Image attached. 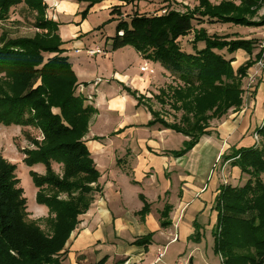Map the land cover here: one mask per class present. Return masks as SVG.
I'll return each instance as SVG.
<instances>
[{
    "label": "trees",
    "instance_id": "obj_1",
    "mask_svg": "<svg viewBox=\"0 0 264 264\" xmlns=\"http://www.w3.org/2000/svg\"><path fill=\"white\" fill-rule=\"evenodd\" d=\"M83 1H90L91 7L102 0ZM120 1L129 4L141 0ZM21 4L35 14L39 31L32 37L12 38L5 32L0 35V125L34 127L41 132V139L31 138L33 148L22 149L23 162L29 167L45 166V173L31 170V174L37 202L48 208L51 230L47 233L39 223L28 220L27 198L16 174L17 165L0 156V264H65L61 256L67 253L66 245L80 216L103 190L86 140L98 109L89 97L77 92L82 83H78L65 55L60 23L48 17L45 0H0V23ZM168 7L161 15L137 11L131 23L120 21L112 48L132 46L144 58L160 62L176 82L156 97L163 96L162 104L182 112L181 117L170 123L148 105L153 115L148 125H161L188 137L184 147L175 152L182 155L210 133L213 119L243 105L244 78L262 58L261 51L254 55L255 39L225 42L204 27L194 28L195 20L262 26L264 16L259 21L252 18L264 7V0H241L239 5L234 0L218 4L199 0L194 8L184 11ZM191 33L192 49L188 50L182 47L180 38ZM199 43L203 44L201 48ZM223 49L230 54L244 50L250 57L235 67L236 58L220 53ZM142 103L138 97V104ZM256 132L262 143L235 149L228 156L250 177L242 186L224 185L216 199L218 215L212 234L222 264H264V123ZM54 162L62 166L61 173L55 170ZM148 208L146 202L142 212ZM149 236L135 243L145 246ZM192 239L200 241L197 226ZM97 264H105V260Z\"/></svg>",
    "mask_w": 264,
    "mask_h": 264
},
{
    "label": "crops",
    "instance_id": "obj_2",
    "mask_svg": "<svg viewBox=\"0 0 264 264\" xmlns=\"http://www.w3.org/2000/svg\"><path fill=\"white\" fill-rule=\"evenodd\" d=\"M51 1L61 13L78 14L79 5L72 0ZM172 1L183 11L199 4V0ZM210 1L218 4L222 0ZM80 33L79 27H73L75 36L80 38ZM64 48L68 50L66 42ZM249 57L247 52L236 54L235 67ZM144 75L131 78L117 73L115 90L100 94L93 103L98 113L91 120L86 140L103 190L80 216L66 245L65 264H97L102 259L105 264H188L189 260L181 256L192 240L197 242L192 239L196 226L201 241L203 230L212 231L216 225L215 204L221 188L242 186L248 180L228 156L235 149L256 144L253 133L264 123V70L259 69L255 86L245 89L241 108L213 120L210 133L182 155L175 152L189 138L161 125H148L153 115L145 104H138L139 96L161 88L170 73L164 68L160 76ZM245 82L246 78L244 88ZM100 104L110 118L108 137L94 132ZM114 114L118 118L113 119ZM146 202L149 208L142 212ZM149 234L147 245L135 243ZM160 252L163 256L158 259Z\"/></svg>",
    "mask_w": 264,
    "mask_h": 264
},
{
    "label": "rangeland",
    "instance_id": "obj_3",
    "mask_svg": "<svg viewBox=\"0 0 264 264\" xmlns=\"http://www.w3.org/2000/svg\"><path fill=\"white\" fill-rule=\"evenodd\" d=\"M72 1L79 5L78 14L77 12L73 14L61 13L59 10L55 9V6H52L51 0L46 3L48 5L47 15L60 23L59 27L61 28L59 34L64 43L66 42L68 44V50L65 51V55H67L71 61L78 83H82V85L77 88L78 93L92 97V104H96L95 101L99 98L100 94L107 92L111 93L115 90L118 85L117 73L127 74L129 77L134 78L142 74L141 67L143 65H148L150 70L155 71L154 74L156 76L163 74L164 68L160 62L144 58L132 46L114 50L112 48V37L117 33L119 22L125 19L128 23H131V17L137 11L143 14L161 15L163 10L167 12L168 6H170V9L177 10H182L183 7H180L179 4L172 0H141L129 4L120 0H102L91 7L90 1ZM234 2L239 5L241 0H234ZM263 16L264 7L260 8L252 19L253 21H259ZM34 20L35 14L24 4H21L12 9L8 20L0 23V35L2 32H5L12 38L21 36L32 37L39 31L35 27ZM77 21L81 22L76 24ZM73 27H79L80 31H82V33L79 34L81 36L80 38L73 34ZM199 27L206 28L209 34H218V36H220L219 40L225 42L236 39H255L257 45L254 52L258 53L259 50L261 51L259 42L264 36V25L243 26L235 23H212L209 22L208 19L195 20L194 28L197 29ZM193 36L194 35L191 33L180 40V44L183 48L187 49L186 47L191 44L190 38H193ZM97 46L104 48L106 50L105 53L90 56L88 53L89 50ZM219 52L226 57L235 55L234 58H236V54L238 56L245 51L239 50L230 54L226 49H223ZM257 62L254 64L255 66ZM234 66H236V62ZM251 68L249 72L252 70ZM144 74L149 76V72ZM247 77L245 82L246 87L244 88L246 90L255 86L253 84L249 85V78L247 80ZM175 83H173V78L169 75L168 81H164V83L160 85L161 88L152 92L151 95L139 96L143 104L146 106L151 105L153 110L161 114L160 117L170 123L175 122L176 118L179 119L182 112L173 110L168 104H162L161 97L163 99L164 97L161 96L157 98L156 96L159 94L160 90L166 89L169 84L175 85ZM100 108V116H98V120H96L93 125L94 132H99L100 134L98 135L108 137L110 118L108 119L106 115V107L100 104ZM232 109L236 110L235 108ZM129 110L133 112V108L130 107ZM115 115L116 114L113 115V119L118 118L115 117ZM210 127L208 128L209 131ZM253 137L256 144L263 142L262 137L256 131L253 133ZM31 138L41 139V132L34 127H21L17 125L6 126L1 124L0 156L5 157L7 160L17 165L16 174L20 179V186L23 187L27 198L28 220L39 223L41 227L49 233L51 229L49 223H47V218L49 216L48 208L37 202V188L31 174V170L41 174L45 173V166L40 164L41 167L36 165L34 167H29L23 162L24 154L22 149L34 147ZM179 147H182V144ZM53 166L57 172H62V166L60 164L54 162ZM248 177L250 176L248 175ZM61 257L64 258L63 255ZM181 257L183 260L187 258L189 260L188 264H222L220 255L214 250L213 234L209 229L203 230V237L200 242L192 240Z\"/></svg>",
    "mask_w": 264,
    "mask_h": 264
},
{
    "label": "built area",
    "instance_id": "obj_4",
    "mask_svg": "<svg viewBox=\"0 0 264 264\" xmlns=\"http://www.w3.org/2000/svg\"><path fill=\"white\" fill-rule=\"evenodd\" d=\"M161 13L162 14L166 13V10H163ZM120 34L122 35L123 34V31H120ZM259 45H260V49L262 51V58L260 60H258L255 68H253L250 71V73L248 74L249 75L248 76V78H249V85L256 83V81H257V75L259 73V69H261V70L264 69V36L261 39V41L259 42ZM105 51L106 50L104 48H100V47L97 46V47L89 50L88 53H89L90 56H96L98 54L105 53ZM141 72L142 73L149 72L150 75H153L155 71L150 70V67L148 65H143L141 67ZM161 256H163V252H160V254L158 256V259H160Z\"/></svg>",
    "mask_w": 264,
    "mask_h": 264
}]
</instances>
